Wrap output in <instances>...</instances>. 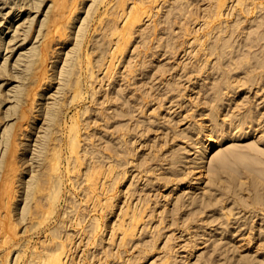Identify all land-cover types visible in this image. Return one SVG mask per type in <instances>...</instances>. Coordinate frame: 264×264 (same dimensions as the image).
<instances>
[{"label":"rangeland","instance_id":"1","mask_svg":"<svg viewBox=\"0 0 264 264\" xmlns=\"http://www.w3.org/2000/svg\"><path fill=\"white\" fill-rule=\"evenodd\" d=\"M251 148L264 0H0V264H264Z\"/></svg>","mask_w":264,"mask_h":264},{"label":"bare ground","instance_id":"2","mask_svg":"<svg viewBox=\"0 0 264 264\" xmlns=\"http://www.w3.org/2000/svg\"><path fill=\"white\" fill-rule=\"evenodd\" d=\"M243 119V118H241ZM248 120V117L246 119V121ZM245 121V120H244ZM245 121V122H246ZM239 127V125H237ZM228 129H230V126L228 127ZM246 131L245 130H241V131H236L233 134L229 135L227 133H223V134H219L216 137H214V134L208 137H205L202 139V143L205 144V148H208L209 150L214 147L215 145H217L218 143H220V141L224 138H229L230 137H234L236 136V134L238 132H243ZM246 134H250L249 132H246ZM205 152V151H204ZM249 154L253 156V159H255L256 164L253 165L255 167L258 168L257 171V175L258 177L254 176L251 172H241L242 174L247 175L248 177H254V181H256L258 183V186L260 188L261 191L258 192L259 198H256L253 200V204H252V209L251 212L254 216L259 215V213H263L264 214V166H263V160H262V154L260 151H258L257 149L251 148V150H248ZM237 157H239L240 159L244 160V161H248V162H252L247 154L244 155H238ZM254 157H259V158H254ZM71 169V168H70ZM256 208H258L259 210H255ZM249 216V215H248ZM264 216V215H263ZM258 221V220H257ZM241 221H239L240 223ZM234 225L230 228L229 225H227L225 232H232L235 229V224H237L238 222H233ZM244 224H247L246 221L243 222ZM260 224V222L258 223ZM241 225V224H240ZM242 229V228H241ZM239 234V233H238Z\"/></svg>","mask_w":264,"mask_h":264}]
</instances>
